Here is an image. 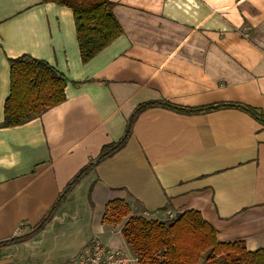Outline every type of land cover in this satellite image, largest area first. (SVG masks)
<instances>
[{"label": "crops", "instance_id": "obj_1", "mask_svg": "<svg viewBox=\"0 0 264 264\" xmlns=\"http://www.w3.org/2000/svg\"><path fill=\"white\" fill-rule=\"evenodd\" d=\"M109 1L122 33L82 64L68 7L0 0V124L9 59L42 60L66 80L64 102L0 126V242L23 238L0 245V264L67 262L107 229L128 248L126 218L102 222L112 201L128 216L168 223L195 210L219 242L264 248V126L237 108H146L123 148L91 167L30 235L102 146L121 139L137 106L236 103L264 116V0Z\"/></svg>", "mask_w": 264, "mask_h": 264}, {"label": "trees", "instance_id": "obj_2", "mask_svg": "<svg viewBox=\"0 0 264 264\" xmlns=\"http://www.w3.org/2000/svg\"><path fill=\"white\" fill-rule=\"evenodd\" d=\"M68 7L72 11L76 41L82 64L88 63L115 40L122 29L113 15L109 0H42ZM9 94L4 102L1 127H14L41 116L47 110L65 101V77L48 63L22 55L9 59ZM160 104L183 113H204L222 108H237L259 120L264 126L263 114L251 106L219 103L195 108L163 103H145L137 106L129 117L124 134L116 143L102 146L93 162L82 168L66 185L54 206L47 212L32 234L49 221L58 205L72 187L96 163L117 152L127 142L137 115L148 107ZM128 208L120 201L107 205L103 224L118 225L124 221L121 237L139 264H264V248L247 251L242 241L219 242L214 229L199 212L182 213L172 223L128 216ZM23 238H11L0 245Z\"/></svg>", "mask_w": 264, "mask_h": 264}, {"label": "built area", "instance_id": "obj_3", "mask_svg": "<svg viewBox=\"0 0 264 264\" xmlns=\"http://www.w3.org/2000/svg\"><path fill=\"white\" fill-rule=\"evenodd\" d=\"M57 264H139L138 258L125 249H112L93 237L71 260Z\"/></svg>", "mask_w": 264, "mask_h": 264}, {"label": "rangeland", "instance_id": "obj_4", "mask_svg": "<svg viewBox=\"0 0 264 264\" xmlns=\"http://www.w3.org/2000/svg\"><path fill=\"white\" fill-rule=\"evenodd\" d=\"M116 230H109L104 233V235L100 236L102 241L106 242L111 248L116 247L117 245L121 247L122 249L128 250L124 245H122L121 239L117 233H115ZM65 262V261H64Z\"/></svg>", "mask_w": 264, "mask_h": 264}]
</instances>
